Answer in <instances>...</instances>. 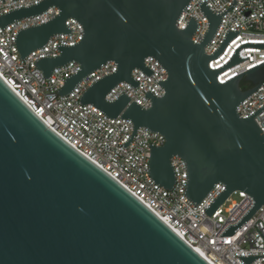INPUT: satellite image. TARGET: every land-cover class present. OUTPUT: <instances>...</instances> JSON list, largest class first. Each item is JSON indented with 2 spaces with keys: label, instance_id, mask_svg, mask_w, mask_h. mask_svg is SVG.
Returning <instances> with one entry per match:
<instances>
[{
  "label": "water",
  "instance_id": "water-1",
  "mask_svg": "<svg viewBox=\"0 0 264 264\" xmlns=\"http://www.w3.org/2000/svg\"><path fill=\"white\" fill-rule=\"evenodd\" d=\"M14 1V0H12ZM191 0H43L0 16V29L49 8L58 13L50 21L19 31L15 47L20 60L44 47L57 34L70 35L66 21L83 30L74 46H57L60 55L34 63L44 79L70 62L80 71L64 82L59 96L71 93L87 75L107 62L116 71L88 88L81 104L93 105L109 118L128 119L133 125L126 148L139 128L159 133L165 143L152 144L148 174L165 190L174 187L172 157L186 167L185 197L197 206L212 188L225 189L204 211L209 217L236 191L247 194L253 207L220 237H230L264 205V134L254 122L237 114L238 105L264 83L260 64L221 84L217 76L247 59L242 48L264 49V44L240 46L217 70L218 58L239 33L228 31L212 55L205 53L221 24L203 1L200 11L208 30L200 44L191 37L198 25L191 17L184 30L176 21ZM4 2V0H2ZM152 57L167 72L158 84L161 98L150 92L151 107L143 110L121 94L112 103L105 96L117 84L133 88L134 69L147 76ZM252 88L242 90L241 83ZM257 232V231H256ZM258 233V232H257ZM259 234V233H258ZM260 235V234H259ZM261 236V235H260ZM264 241V236H261ZM251 264L264 256L238 257ZM0 264H209L167 225L115 180L86 159L47 127L0 79Z\"/></svg>",
  "mask_w": 264,
  "mask_h": 264
},
{
  "label": "built area",
  "instance_id": "built-area-1",
  "mask_svg": "<svg viewBox=\"0 0 264 264\" xmlns=\"http://www.w3.org/2000/svg\"><path fill=\"white\" fill-rule=\"evenodd\" d=\"M43 0H0V16L14 10L34 6ZM205 2L210 12L221 15L231 7L233 0H191L179 15L176 28L184 30L192 17L198 27L191 37L193 44H200L208 30V21L199 7ZM237 3L221 17L217 32L205 47V53L212 56L221 46L228 31L238 35L226 46L223 53L209 63L211 70L226 65L234 52L245 44H264V0H235ZM58 11H47L24 18L0 29V79L11 91L59 138L91 161L115 180L127 192L139 200L157 216L181 240L195 250L209 264H244L238 257L264 256V205L230 237H220L228 227L235 226L253 207L252 199L241 191L233 192L209 217L204 211L224 191L221 183L216 184L206 197L195 206L184 195L187 172L179 157H172L171 167L175 175L174 187L165 190L155 184L148 174L150 148L164 145L162 135L139 128L130 144H125L133 133V125L121 115L112 119L97 107L81 104L84 92L98 80L116 71L114 62H107L82 79L66 96L57 93L64 82L80 71V66L70 62L55 68L49 79H44L34 63L42 58H56L60 55L57 46H74L83 36L81 25L73 19L66 21L70 35L57 34L48 43L20 60L15 47L16 34L52 20ZM244 62L220 73L217 81H226L264 64V49L242 48L238 52ZM144 66L153 71L147 76L139 69L131 77L140 83L133 88L127 82L117 84L105 96L106 103H112L121 94L130 98L128 105L135 102L141 109L148 110L151 101L145 96L150 92L161 98L164 89L158 84L167 79V72L152 57L144 60ZM264 83V81L262 82ZM247 90L253 86L242 82ZM264 106V84L245 98L237 107V114L247 119ZM264 134V109L253 117ZM233 196L237 199L233 200ZM261 235H259L257 232ZM251 264H264V258H256Z\"/></svg>",
  "mask_w": 264,
  "mask_h": 264
},
{
  "label": "trees",
  "instance_id": "trees-1",
  "mask_svg": "<svg viewBox=\"0 0 264 264\" xmlns=\"http://www.w3.org/2000/svg\"><path fill=\"white\" fill-rule=\"evenodd\" d=\"M241 88H242V90H244V91L247 90V88H246L245 86H243V85L241 86Z\"/></svg>",
  "mask_w": 264,
  "mask_h": 264
},
{
  "label": "rangeland",
  "instance_id": "rangeland-1",
  "mask_svg": "<svg viewBox=\"0 0 264 264\" xmlns=\"http://www.w3.org/2000/svg\"><path fill=\"white\" fill-rule=\"evenodd\" d=\"M232 198H233V200H236V199H237V197H236V196H233Z\"/></svg>",
  "mask_w": 264,
  "mask_h": 264
}]
</instances>
